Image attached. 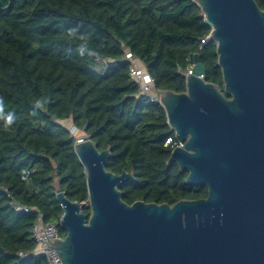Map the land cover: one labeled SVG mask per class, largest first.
Returning <instances> with one entry per match:
<instances>
[{
	"label": "trees",
	"instance_id": "16d2710c",
	"mask_svg": "<svg viewBox=\"0 0 264 264\" xmlns=\"http://www.w3.org/2000/svg\"><path fill=\"white\" fill-rule=\"evenodd\" d=\"M211 30L196 0H0V98L4 115H14L10 126L0 118V264H46L31 229L37 211L46 222L62 216L58 188L90 214L86 170L64 121L111 149L108 170L134 174L121 186L125 202L208 196L169 162L175 132L162 103L139 94L125 54L143 61L158 89L183 92L198 53L204 79L224 90ZM97 56L120 63L105 67Z\"/></svg>",
	"mask_w": 264,
	"mask_h": 264
},
{
	"label": "water",
	"instance_id": "95a60500",
	"mask_svg": "<svg viewBox=\"0 0 264 264\" xmlns=\"http://www.w3.org/2000/svg\"><path fill=\"white\" fill-rule=\"evenodd\" d=\"M196 1L217 43L224 90L200 76L206 67L192 53L185 91L160 96L184 143L169 162L208 196L129 204L121 186L134 174L108 170L110 148L76 139L90 214L57 189L66 236L48 246L64 264H264V10L256 0Z\"/></svg>",
	"mask_w": 264,
	"mask_h": 264
},
{
	"label": "built area",
	"instance_id": "2783aa9c",
	"mask_svg": "<svg viewBox=\"0 0 264 264\" xmlns=\"http://www.w3.org/2000/svg\"><path fill=\"white\" fill-rule=\"evenodd\" d=\"M208 38H210V36ZM205 41L206 39L202 40V42ZM134 58L135 57L130 51H128L125 54V59L129 60L130 62V66H129L130 76L132 78V81H134L138 85L139 94L141 96L145 95L151 101H158L161 103L160 89L158 90V88L156 87V82L154 77L147 70L146 71L141 70L140 67H138L137 64L135 63ZM96 61L105 67L116 66L117 64L120 63V59L118 58L112 59L106 56H97ZM191 67L192 64H190L188 70L185 72V76L190 72ZM200 76L204 78V75H200ZM69 126L71 132L77 130V128L74 125L71 124ZM81 139L82 138L78 140ZM168 144L172 145V150H173V148H175L176 146H181L184 143L178 140L175 135L174 137L172 136L167 139L166 145ZM14 208L17 211L31 210L28 206H23L18 203L14 205ZM31 234L36 242V247L33 251V253L36 256L45 257L46 264H64L57 251L54 248H49L48 246L49 238L64 239L66 236V234L63 233V228L61 226V217L58 220L46 222L44 221L43 214L40 211H37V220L31 229Z\"/></svg>",
	"mask_w": 264,
	"mask_h": 264
},
{
	"label": "clouds",
	"instance_id": "9594fccd",
	"mask_svg": "<svg viewBox=\"0 0 264 264\" xmlns=\"http://www.w3.org/2000/svg\"><path fill=\"white\" fill-rule=\"evenodd\" d=\"M77 32V29H71L69 30V35H75ZM83 39V37H81ZM86 47L85 45H81L78 51L80 52L81 55L84 54ZM36 107H42V104L40 101H37ZM0 118L4 119L5 125L10 126L14 123V115L12 113H8L6 116L4 115V104H3V99L0 98Z\"/></svg>",
	"mask_w": 264,
	"mask_h": 264
},
{
	"label": "rangeland",
	"instance_id": "374dc122",
	"mask_svg": "<svg viewBox=\"0 0 264 264\" xmlns=\"http://www.w3.org/2000/svg\"><path fill=\"white\" fill-rule=\"evenodd\" d=\"M134 61L137 64V66L140 67L141 70L146 71V65L143 63L142 60H140L139 58H134ZM98 69L101 71V70H104L105 67L98 66ZM63 123H65L68 126L71 125V122H68V121H64ZM72 133L76 137V139H80V138L83 139L88 136L83 130H79L78 128L77 130H74Z\"/></svg>",
	"mask_w": 264,
	"mask_h": 264
}]
</instances>
